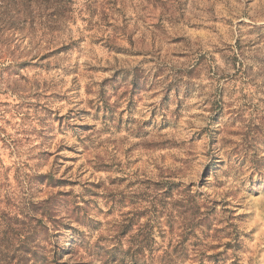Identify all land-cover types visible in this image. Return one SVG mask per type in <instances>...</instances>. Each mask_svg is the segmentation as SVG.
Instances as JSON below:
<instances>
[{"label":"rangeland","instance_id":"1","mask_svg":"<svg viewBox=\"0 0 264 264\" xmlns=\"http://www.w3.org/2000/svg\"><path fill=\"white\" fill-rule=\"evenodd\" d=\"M0 264H264V0H0Z\"/></svg>","mask_w":264,"mask_h":264}]
</instances>
